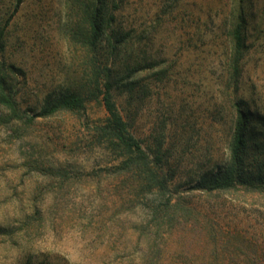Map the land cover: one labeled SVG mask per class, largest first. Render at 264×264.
<instances>
[{
    "label": "rangeland",
    "instance_id": "obj_1",
    "mask_svg": "<svg viewBox=\"0 0 264 264\" xmlns=\"http://www.w3.org/2000/svg\"><path fill=\"white\" fill-rule=\"evenodd\" d=\"M0 72L20 114L0 105V264H116L136 240L165 238L145 199L102 172L90 128L105 116L106 74L171 202L264 264V195L196 188L227 162L237 108L264 164V0H0ZM65 92L84 107L28 118Z\"/></svg>",
    "mask_w": 264,
    "mask_h": 264
},
{
    "label": "trees",
    "instance_id": "obj_2",
    "mask_svg": "<svg viewBox=\"0 0 264 264\" xmlns=\"http://www.w3.org/2000/svg\"><path fill=\"white\" fill-rule=\"evenodd\" d=\"M90 28L95 35L100 33L94 18ZM231 35L234 47L239 51L242 45L239 25L232 29ZM108 79L109 74H106L105 82L98 90L105 116L90 128L91 137L105 151L100 155L106 163L102 172L112 178L118 193L123 188L133 187L132 191L136 190L137 196L148 203L152 219H161L159 223L165 232V238L160 243L153 240L148 246H140L139 239L136 240L132 251L116 257V264H259L255 256L246 258L245 253L234 251L226 243L229 236L218 232L213 222L203 218L198 210L171 202L169 177L160 159L150 157L140 141L130 133L113 100ZM0 105L10 114L20 117L6 72H0ZM83 107L84 98L80 94L65 92L28 118L46 117L57 112L74 113ZM248 121L246 112L237 108L228 144L229 158L223 166L199 178L196 188L203 194L242 190L264 195V164L258 160L256 153L248 156Z\"/></svg>",
    "mask_w": 264,
    "mask_h": 264
}]
</instances>
